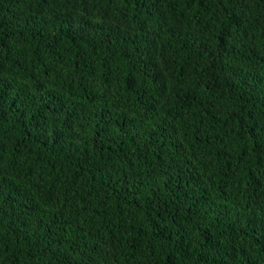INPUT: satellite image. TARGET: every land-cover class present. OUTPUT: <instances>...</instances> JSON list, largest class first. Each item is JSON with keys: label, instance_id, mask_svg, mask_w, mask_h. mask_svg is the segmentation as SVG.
<instances>
[{"label": "trees", "instance_id": "16d2710c", "mask_svg": "<svg viewBox=\"0 0 264 264\" xmlns=\"http://www.w3.org/2000/svg\"><path fill=\"white\" fill-rule=\"evenodd\" d=\"M0 264H264V0H0Z\"/></svg>", "mask_w": 264, "mask_h": 264}]
</instances>
